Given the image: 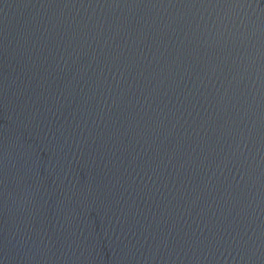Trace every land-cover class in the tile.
<instances>
[{
    "label": "water",
    "instance_id": "obj_1",
    "mask_svg": "<svg viewBox=\"0 0 264 264\" xmlns=\"http://www.w3.org/2000/svg\"><path fill=\"white\" fill-rule=\"evenodd\" d=\"M0 264H264V0H0Z\"/></svg>",
    "mask_w": 264,
    "mask_h": 264
}]
</instances>
